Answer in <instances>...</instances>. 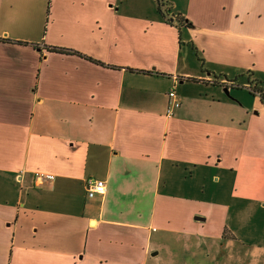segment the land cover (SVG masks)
<instances>
[{
  "label": "crops",
  "instance_id": "crops-1",
  "mask_svg": "<svg viewBox=\"0 0 264 264\" xmlns=\"http://www.w3.org/2000/svg\"><path fill=\"white\" fill-rule=\"evenodd\" d=\"M135 1L0 0V264H227L264 208V0Z\"/></svg>",
  "mask_w": 264,
  "mask_h": 264
},
{
  "label": "rangeland",
  "instance_id": "rangeland-1",
  "mask_svg": "<svg viewBox=\"0 0 264 264\" xmlns=\"http://www.w3.org/2000/svg\"><path fill=\"white\" fill-rule=\"evenodd\" d=\"M142 3L146 4V7L148 8L149 15H152V13L158 14V7L156 0H140ZM140 1H135L134 5H140ZM163 1V2H162ZM161 3L164 4L162 10L167 9L168 1L162 0ZM154 8H153V7ZM166 11V10H165ZM167 12H170L167 10ZM173 16V15H172ZM234 93H241L243 97L245 96V100L247 101H254V98L249 94L247 88L245 86H240L238 89H233L231 93V97L234 98ZM235 103L239 106H241L242 100L237 99ZM240 102V103H239ZM241 104V105H240ZM206 185L208 187L209 194L206 196H209L211 193V190H214V187L209 184V181L206 182ZM230 190H232L231 186V178H228L224 183H220L217 186V195L219 198L224 199L225 202H231L229 201V194ZM258 205V204H257ZM233 210L231 211L230 220L228 222L229 226L236 231V239L231 241L233 245H230L229 242L226 241V245H224V248H220L221 251H223L225 259L224 261L227 262V264H264V208L260 206V208H255L252 214L243 213L241 215H237L235 213V209H239L240 207L233 203L232 206ZM235 213V214H234ZM234 214V215H232ZM242 242H246L249 244V242H252V245L254 249L257 250L255 255L250 254L249 252H246L244 254ZM219 243L217 244V247H219ZM182 248V246H180ZM234 247V248H233ZM248 249L251 248L249 245H247ZM175 250V247L172 248ZM187 249L189 250L188 255L184 253V251H180L179 255L174 257L172 260L174 263L177 264H195L197 262H208L211 258L214 261L215 256L213 254L210 255V258H205L202 260V255H206V257L209 255L208 253H202L199 257V252L196 251L194 246L190 243L187 245ZM254 251V250H253ZM161 259L166 257L164 255V251L161 252L160 256ZM164 263V262H163Z\"/></svg>",
  "mask_w": 264,
  "mask_h": 264
},
{
  "label": "built area",
  "instance_id": "built-area-1",
  "mask_svg": "<svg viewBox=\"0 0 264 264\" xmlns=\"http://www.w3.org/2000/svg\"><path fill=\"white\" fill-rule=\"evenodd\" d=\"M250 91L257 96L259 99L264 97V90L258 88L256 84H252L248 86ZM167 97L169 100V109L167 112H170V109H177L180 107V102L177 99L175 87L173 86L169 92L167 93ZM46 179H51V176H45ZM86 195L88 198H92L94 196H102L105 193L106 186L105 182L102 180H92L88 179L84 183Z\"/></svg>",
  "mask_w": 264,
  "mask_h": 264
},
{
  "label": "trees",
  "instance_id": "trees-1",
  "mask_svg": "<svg viewBox=\"0 0 264 264\" xmlns=\"http://www.w3.org/2000/svg\"><path fill=\"white\" fill-rule=\"evenodd\" d=\"M161 1L162 0H156V3H157V7H158V11L159 12H162V8H163V5L164 4H162L161 3ZM163 2V1H162ZM166 11H164L163 13H165ZM174 20L177 22V23H179V24H182V23H184V21L186 22V25L187 26H191V23H189L188 21H186L185 19H183L182 17H180V16H176V17H174ZM171 22H173V19H171ZM260 102L264 105V97H261L260 98Z\"/></svg>",
  "mask_w": 264,
  "mask_h": 264
},
{
  "label": "water",
  "instance_id": "water-1",
  "mask_svg": "<svg viewBox=\"0 0 264 264\" xmlns=\"http://www.w3.org/2000/svg\"><path fill=\"white\" fill-rule=\"evenodd\" d=\"M224 94L227 96V97H230L229 96V92H228V89H224L223 90ZM195 220H199V221H203V218H200V217H195Z\"/></svg>",
  "mask_w": 264,
  "mask_h": 264
}]
</instances>
